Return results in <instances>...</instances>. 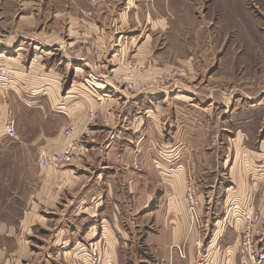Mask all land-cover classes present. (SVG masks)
<instances>
[{"label":"rangeland","instance_id":"obj_1","mask_svg":"<svg viewBox=\"0 0 264 264\" xmlns=\"http://www.w3.org/2000/svg\"><path fill=\"white\" fill-rule=\"evenodd\" d=\"M156 4L171 8L177 14L171 26L174 31L168 35L166 46L157 49L159 57L170 62L166 63L165 71L154 78L145 79L151 65L126 57L128 50L121 45H99L85 29L81 31L80 37L89 54L95 60H105L111 68L121 66L123 74L115 87L106 85L103 74L106 68L101 69L100 73L84 71L80 79L73 73L79 64L72 63V59L65 55V49H51L45 44L37 45L32 40H36L35 37L40 33L39 29H35L32 38L28 36L29 39L17 40L15 49H0V72L3 70L8 77L7 81L0 80V107L6 111L2 118H6L5 123L9 118L14 119L13 108L18 106L19 116L23 119L22 130L29 140L31 132L44 128L43 117L51 114L48 112L51 106L57 107V98L70 92L66 101H76L78 91L72 88H78L87 98L100 100V104L106 99L119 101L121 96L132 97L138 91L136 107L149 104L155 110L154 105L160 103L167 146L162 144L157 147L154 144L153 151L158 156L157 162L167 164L170 170L178 168L186 180L182 227L187 236L179 245H174L179 247L181 254L176 248L174 250L184 259L185 248L189 246L191 237L195 236L193 264H231L232 256L227 248L234 246L241 236L243 213L259 215L263 232L258 239V249L264 250V224L254 202L246 204L245 200L234 198L225 203L228 190L237 188L244 174L249 182L258 181L255 178L257 169H245L241 174L246 167V160L250 167L264 165V0H158ZM84 16L89 18L91 13L85 12ZM114 58L119 63L114 62ZM4 59H17L20 62L24 73L21 92L22 89H25L24 92L29 89L23 84L32 75L26 74L31 64V70L37 68L48 73L52 69L63 75L59 81L58 95L40 91L33 95L19 92L16 95L14 85L7 89L8 83L17 77L16 71L6 68ZM139 66L144 67V73L135 70ZM88 75H93L99 81L100 92L93 93L86 87L84 79ZM141 79L144 80L142 84L139 83ZM142 113L133 110L132 123H139ZM94 114L96 118H93ZM94 114L92 119H97V113ZM60 116L54 113L48 130H53L56 124L65 123ZM68 126H73L75 132L73 124L68 123L65 129ZM114 140L118 141L115 133H104V145ZM172 148L178 149V154L169 159ZM34 151L33 146L21 144L20 141L0 140L2 221H22L32 206L30 195L36 185L34 170L39 169V164L33 159ZM195 153L197 158H193ZM133 168L138 169L139 163L134 162ZM188 191H193L199 201V220L188 212L185 198ZM108 205L98 213L100 216L112 214L114 206ZM116 209L127 232L121 241V264H162L161 257L154 256L152 249H148L144 243L143 236L147 229L138 224L136 218L140 216L133 217L130 222L132 219L128 207L119 202ZM94 244L86 245L82 254L73 255L74 264H102L103 257ZM232 264H239L238 257H234Z\"/></svg>","mask_w":264,"mask_h":264},{"label":"crops","instance_id":"obj_2","mask_svg":"<svg viewBox=\"0 0 264 264\" xmlns=\"http://www.w3.org/2000/svg\"><path fill=\"white\" fill-rule=\"evenodd\" d=\"M157 1L0 0V49H15L17 40L32 38V31L39 29L36 40H32L51 49H65V55L72 59V63L79 64L73 72L75 77L81 79L84 71L100 73L106 68L103 72L106 85L115 87L123 74L122 67L111 68L105 60H95L89 54L80 37L81 31L86 29L99 45H121L129 51L124 54L126 57L151 65L144 77L151 79L165 71L166 63H170L159 57L157 49L166 46L168 35L174 31L171 29L174 16H177L171 8L158 6ZM85 12H90L91 17H85ZM15 17L17 19L13 21ZM12 60H3L5 67L16 71L17 75L8 83L7 89L14 85L16 95L18 92L33 95L38 91L58 95L59 81L64 76L52 69L48 73L37 68L31 70L33 64L26 73L32 75L23 84L29 89L21 92L24 73L20 62ZM117 61L114 62L119 63ZM162 64L165 65L158 66ZM71 90L78 91L76 101H66L70 92L57 98V107L51 106L48 109L51 114L43 117L44 128L31 132L29 140L22 130L23 119L17 105L13 108L15 118H12L17 137L10 139L5 135L3 124L6 118L2 117L6 111L0 107L1 122H4L0 124V140L5 138L33 146V159L37 165L41 154L60 153L65 147L63 132L68 123L75 127L72 139L83 141L87 148L86 153L74 162V167L56 170L38 165L39 169L34 170L36 185L30 195V210L22 221L0 220V264H74L73 255L82 254L86 245H93L96 241L94 245L103 257L102 264H121V241L127 232L116 209L119 202L130 209V222L133 217L140 216L136 218L138 224L147 229L144 243L152 249L154 256L161 257L162 264H193L195 236L185 248L184 259L173 248L187 236L182 227L185 175L178 168L170 170L167 164L157 162L158 156L153 151L154 144L157 147L165 144L161 104H155V110L149 104L136 107L139 91L132 97L121 96L119 101L106 99L100 104V100L82 95L78 88ZM14 101L17 103L15 98ZM135 109L144 112L137 124L132 123ZM55 112L62 115L59 118L62 117L65 123L48 130ZM94 113H97V119H92ZM178 129L179 126L175 135ZM102 132L115 133L118 141L104 145ZM177 150L172 148L169 151V159L178 154ZM193 158H197V153ZM134 162L139 163L138 169L133 168ZM245 162L248 168L244 167L241 174L245 169H257L255 178L258 181L251 183L244 174L237 188L228 190L225 203L234 198L245 200L246 204L254 202L264 224V165L250 167L248 161ZM106 204L114 206L112 214L100 216L98 213L106 208ZM239 239L234 246L227 248L232 256L231 264L234 257H238Z\"/></svg>","mask_w":264,"mask_h":264},{"label":"built area","instance_id":"obj_3","mask_svg":"<svg viewBox=\"0 0 264 264\" xmlns=\"http://www.w3.org/2000/svg\"><path fill=\"white\" fill-rule=\"evenodd\" d=\"M135 70L139 73H144V67H135ZM8 77L2 70L0 72V80L7 81ZM99 81L88 75L84 79V83L88 89L93 93H98L101 90ZM97 116L94 114L93 118ZM3 130L5 135L10 139H16L17 134L14 128V123L11 118L3 124ZM74 134L73 126H68L63 132L66 145L60 153L53 154H41L38 158V164L40 167L52 168V169H64L72 165L80 156L84 153L85 145L83 141L72 139ZM186 202L188 206V212L196 220H199V201L193 194V191H188L186 194ZM244 227L240 236V246L238 251L239 264H264V250L258 249L259 238L262 235L263 228L259 225V215H253L252 213H243ZM90 248H93L90 247ZM181 254L178 246H174ZM97 251V249H96ZM95 251V252H96ZM97 253V252H96ZM7 264V263H4Z\"/></svg>","mask_w":264,"mask_h":264}]
</instances>
